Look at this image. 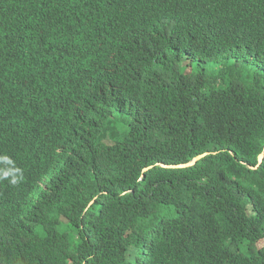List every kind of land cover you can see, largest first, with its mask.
<instances>
[{"label":"trees","instance_id":"1","mask_svg":"<svg viewBox=\"0 0 264 264\" xmlns=\"http://www.w3.org/2000/svg\"><path fill=\"white\" fill-rule=\"evenodd\" d=\"M156 2L0 0V264H264L227 247L262 238L264 68L246 94L187 78L264 61V0L173 5L180 28L153 19ZM237 5L248 21L228 17ZM190 25L205 47L176 60ZM37 183L64 194L61 212Z\"/></svg>","mask_w":264,"mask_h":264},{"label":"clouds","instance_id":"2","mask_svg":"<svg viewBox=\"0 0 264 264\" xmlns=\"http://www.w3.org/2000/svg\"><path fill=\"white\" fill-rule=\"evenodd\" d=\"M189 1L190 0H187L186 2H182L181 0H157V2L153 7V19L156 21H161L167 26L173 25V27L180 28L183 25L186 16H181L179 14L173 13L170 8L173 5H180L193 10L194 8L190 5ZM212 1L219 3H227L229 0H212ZM249 11H252V15L255 16L254 10L249 9ZM228 17L240 18L243 19V21H248L250 19L249 15L246 14L245 8L242 5L231 6ZM104 34H106V32H102L97 40H99V38ZM105 41L109 43V45L116 51L119 57L132 55L135 51L134 42L128 39L123 38L121 40H117L111 34H109ZM204 47H205V39L202 35V32L199 29H197L195 25L187 26L183 28L181 32V44L177 50L176 60H185L186 58L189 57L195 58L198 56L196 54L197 49H201L202 51ZM259 68H264V61L251 58L246 62L239 63V66L233 67L232 70H229L223 66H218V67L211 66L200 72L196 70L190 71L187 75V78L195 81H201L205 79L206 85H211L216 79L220 78V76L228 75L230 79L233 82H235L238 92L246 94L249 87L252 85V82ZM216 69L219 70L218 74H216ZM263 79L264 77L261 76V82ZM262 87H264V84ZM259 156H260L259 164L261 165L264 159V152H262ZM159 165L165 168H171V166H166L164 164H159ZM260 165L256 167L251 166V168L253 171H257ZM146 170L151 171L152 167H148L146 168ZM146 172H144V174ZM12 174H13V179L19 176L25 177L24 171L22 170V167L18 163H15V165L13 166ZM72 174H73V163H66V167L63 168L62 172L59 175H56L53 179L58 181H63L70 178ZM35 185H33L32 187H34ZM37 185L43 187V189L46 190L45 201L48 208L54 211L61 212V209L63 208L64 205V201H63L64 194L53 193L49 189L50 183H37ZM93 205L94 203L90 204L89 206L90 208H88L87 212L91 209ZM252 209L254 212L262 211L257 206H252ZM247 210H248V214L250 215L251 214L250 210L249 209ZM98 223H99V217L95 219V227L97 226ZM258 233L262 235V238L253 245L236 246L233 243H231L230 246H227L229 249L228 255L230 261L238 259L242 262L248 260L257 262L259 259V254L262 251H264V247L260 246V244L264 241V228L261 229V231Z\"/></svg>","mask_w":264,"mask_h":264},{"label":"water","instance_id":"3","mask_svg":"<svg viewBox=\"0 0 264 264\" xmlns=\"http://www.w3.org/2000/svg\"><path fill=\"white\" fill-rule=\"evenodd\" d=\"M201 156L196 157L192 162L188 163V164H184V165H180V166H171V168H186V167H190L193 166L198 159H200ZM147 170H145L144 172H146Z\"/></svg>","mask_w":264,"mask_h":264},{"label":"rangeland","instance_id":"4","mask_svg":"<svg viewBox=\"0 0 264 264\" xmlns=\"http://www.w3.org/2000/svg\"><path fill=\"white\" fill-rule=\"evenodd\" d=\"M262 84H264V79L262 80ZM261 247H264V241L260 244Z\"/></svg>","mask_w":264,"mask_h":264},{"label":"bare ground","instance_id":"5","mask_svg":"<svg viewBox=\"0 0 264 264\" xmlns=\"http://www.w3.org/2000/svg\"><path fill=\"white\" fill-rule=\"evenodd\" d=\"M261 20V18L259 19V21ZM239 66V64H236V65H234L233 67H238Z\"/></svg>","mask_w":264,"mask_h":264}]
</instances>
